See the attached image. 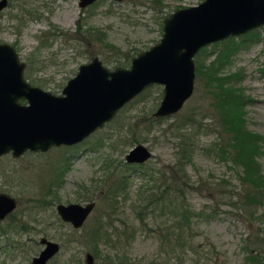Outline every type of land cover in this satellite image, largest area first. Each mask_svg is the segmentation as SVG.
I'll return each mask as SVG.
<instances>
[{
  "label": "rangeland",
  "instance_id": "1",
  "mask_svg": "<svg viewBox=\"0 0 264 264\" xmlns=\"http://www.w3.org/2000/svg\"><path fill=\"white\" fill-rule=\"evenodd\" d=\"M201 1L98 0L81 8L78 0H8L0 11V43L15 47L26 63L24 76L31 84L36 80V86L60 94L79 65L94 57L112 70L118 56L129 52L132 57L120 65L128 68L134 56L160 39L163 20L169 14ZM232 37L236 48L223 72H242L238 86L250 98L245 107V125L263 137L262 154L257 159L264 175V26ZM222 41L206 46L203 59L211 60L223 47ZM162 88L154 84L142 91L83 143L26 152L17 158L10 154L0 157V193H7L17 201L14 211L0 222V264H31L43 247L39 243L41 237L60 244V251L48 264H75L74 261L85 264L87 252L93 255L94 264H264V202L251 208L241 203L233 206L224 202L215 186L210 191L205 186L225 180L230 184L228 190L241 192L242 188L240 170L204 149L216 141L215 131L198 137L192 162L186 166L192 180H201L195 189L188 191L186 201L205 215L193 225L195 250L185 248L167 253L164 238L156 232V226L162 225L164 219L154 217L150 210L143 220L137 214L138 192L151 181L150 169L167 170L174 162L175 139L168 130L170 125L186 111L195 109L206 112L203 124L210 128L217 120L208 105L210 98L205 97L203 81L195 72L193 94L183 107L173 116L151 123V117L156 118L154 112L161 101ZM125 123L131 124V132H125L127 140L130 142L133 135L139 140L128 146L123 145L122 139H114L118 132H123ZM149 125L150 130L146 131ZM138 143L151 150V158L142 164H129L125 155ZM64 159H68V167L63 183L51 189L52 194L56 191L57 200L53 205L42 204L44 188L56 180ZM122 174L128 176L127 194L115 198L112 225L104 224L95 256L87 245L85 232L97 216L108 211L101 200L102 189L97 186L104 188L106 179V185L114 186ZM153 175L157 177V172ZM116 186L120 190L119 184ZM82 195L95 201V207L83 226L73 231L56 213V205L88 202ZM237 200L234 194L232 201ZM103 221L108 223L104 217ZM161 233L164 237L165 233ZM251 254L259 257V261L248 258Z\"/></svg>",
  "mask_w": 264,
  "mask_h": 264
},
{
  "label": "water",
  "instance_id": "2",
  "mask_svg": "<svg viewBox=\"0 0 264 264\" xmlns=\"http://www.w3.org/2000/svg\"><path fill=\"white\" fill-rule=\"evenodd\" d=\"M96 1L78 0V4L85 8ZM6 5L7 0H0V9ZM260 26H264V0H202L178 8L163 20L160 39L134 56L128 68L111 70L94 57L79 65L60 94L27 81L26 64L18 52L8 43H0V157L10 154L17 158L26 152L78 144L154 84L163 86L154 116H173L193 94L194 56L201 48ZM151 155L147 146L138 143L126 153L125 161L142 164ZM16 206L13 196L1 192L0 222ZM94 207L95 201L58 203L56 213L79 229ZM39 243L43 247L31 264H48L60 251V244L45 237ZM84 260L94 264L90 252Z\"/></svg>",
  "mask_w": 264,
  "mask_h": 264
},
{
  "label": "trees",
  "instance_id": "3",
  "mask_svg": "<svg viewBox=\"0 0 264 264\" xmlns=\"http://www.w3.org/2000/svg\"><path fill=\"white\" fill-rule=\"evenodd\" d=\"M86 33L89 32L87 31ZM222 42L224 44L223 47L216 52L211 60L203 59V55L207 51V48L203 47L196 54L195 62L196 75L203 81L206 89L205 97L210 98L208 105L215 111L217 116L215 124L211 128L203 124L207 114L197 109L186 111L179 119L175 120L168 129L171 130V137L175 139L174 162L168 166L167 170L150 169L149 181H151L146 184L145 189H142L141 186L138 192L137 203L140 205V211L137 214L141 220L144 219L145 213L147 214L149 210L152 212L151 214H158H154V217L159 216L164 219L162 225L156 226V232L160 233L162 238H164L167 244V253H176L183 251L185 248L195 250L193 225L198 218L205 215L203 210H194L186 201L188 191L195 189V185L201 183L199 179L192 180L186 166L192 162L193 151L197 146L196 141L203 133L211 131L217 133L216 141L210 146L204 147V149L206 153L214 154L220 160L230 161L237 167L240 170L239 179L242 187L241 192H235L233 188L228 190L227 188L230 184L223 180L220 183L210 182L205 184L208 190H213L216 187L217 190H220L221 197H224V202L233 206L241 203L244 207L251 208L257 207L264 202V175L260 172L257 159L262 154L263 137L249 131L245 125V107L250 98L238 86L240 80H242V72L240 70L223 72V68L230 64V57L236 48L234 37H229ZM217 43L220 44L221 42ZM111 47L114 48V46ZM131 57L129 52L122 53L114 61L116 63L115 66L122 65V61H128ZM107 61L113 62L112 60ZM32 84L37 85L38 83L35 80ZM160 119L151 117L150 121L151 123L159 122ZM130 125V123L122 125L124 133L118 132V137H114L115 141L122 139L124 146L139 141L136 135H133L130 142L125 137V132H131ZM150 125L148 126L149 128H146V131L150 130ZM67 160L64 159L63 169L58 173L56 180L51 181L44 188L45 191L40 199L42 204L53 205L57 200L56 191L53 190L55 193L52 194L51 189L62 185L63 174L68 167ZM155 172H157V177L153 175ZM107 180L103 181L106 188L101 186H97V188L99 190L102 189L101 200L106 203L108 211L97 216L95 223L85 232V235L88 236L87 245L95 256L98 254L96 245L104 226L112 225V215H115L116 211L115 198L118 194H124V196L127 194V174L118 176L114 186L106 185ZM116 184H119L120 190ZM234 194H236L238 200L233 202L232 196ZM80 197L91 201L88 196L82 195ZM103 217L108 220V223L103 221ZM72 230L76 231L73 228ZM161 232L165 233L164 237ZM115 233L117 235L120 234L117 231ZM248 258L253 261H259V257L252 254ZM73 263L80 264L77 261Z\"/></svg>",
  "mask_w": 264,
  "mask_h": 264
},
{
  "label": "flooded vegetation",
  "instance_id": "4",
  "mask_svg": "<svg viewBox=\"0 0 264 264\" xmlns=\"http://www.w3.org/2000/svg\"><path fill=\"white\" fill-rule=\"evenodd\" d=\"M7 4H8V0H7ZM7 6V5H6ZM5 8V7H4ZM4 8H2V9H4ZM2 9H0V11L2 10ZM14 47V46H13ZM15 48V47H14ZM16 50V49H15ZM26 64V63H25ZM25 69H26V67H25ZM25 77V76H24ZM28 81V80H27ZM21 102L22 103H25V100H21Z\"/></svg>",
  "mask_w": 264,
  "mask_h": 264
},
{
  "label": "bare ground",
  "instance_id": "5",
  "mask_svg": "<svg viewBox=\"0 0 264 264\" xmlns=\"http://www.w3.org/2000/svg\"><path fill=\"white\" fill-rule=\"evenodd\" d=\"M83 143V142H82Z\"/></svg>",
  "mask_w": 264,
  "mask_h": 264
}]
</instances>
